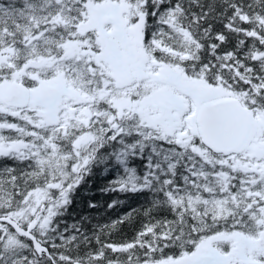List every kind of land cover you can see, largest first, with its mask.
Wrapping results in <instances>:
<instances>
[{
	"label": "snow or ice",
	"instance_id": "1",
	"mask_svg": "<svg viewBox=\"0 0 264 264\" xmlns=\"http://www.w3.org/2000/svg\"><path fill=\"white\" fill-rule=\"evenodd\" d=\"M0 264H264V0H0Z\"/></svg>",
	"mask_w": 264,
	"mask_h": 264
},
{
	"label": "trees",
	"instance_id": "2",
	"mask_svg": "<svg viewBox=\"0 0 264 264\" xmlns=\"http://www.w3.org/2000/svg\"><path fill=\"white\" fill-rule=\"evenodd\" d=\"M112 175L108 172L101 171L99 173H94L87 183L83 185L76 193L73 202L72 210L76 212H90L92 215L99 214L104 216L106 210L103 205L109 199L114 198L117 194L112 192H104L102 188L104 187L107 180H110ZM89 200H94L97 202V207L95 209L89 210L87 208V202ZM135 200V196L124 198V203L121 206V211H126L127 207Z\"/></svg>",
	"mask_w": 264,
	"mask_h": 264
}]
</instances>
